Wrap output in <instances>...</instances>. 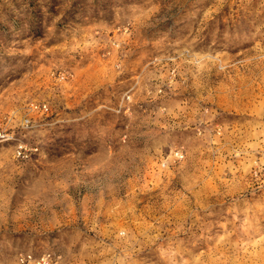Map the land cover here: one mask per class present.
I'll use <instances>...</instances> for the list:
<instances>
[{
    "label": "rangeland",
    "instance_id": "obj_1",
    "mask_svg": "<svg viewBox=\"0 0 264 264\" xmlns=\"http://www.w3.org/2000/svg\"><path fill=\"white\" fill-rule=\"evenodd\" d=\"M263 148L264 0H0V264H264Z\"/></svg>",
    "mask_w": 264,
    "mask_h": 264
},
{
    "label": "built area",
    "instance_id": "obj_2",
    "mask_svg": "<svg viewBox=\"0 0 264 264\" xmlns=\"http://www.w3.org/2000/svg\"><path fill=\"white\" fill-rule=\"evenodd\" d=\"M30 109L32 112H36V111L47 112L48 111L47 105H44V104L32 105ZM177 156H182V153L179 152ZM20 264H57V260L53 253L43 254L39 258H34L28 255V256H23L20 258Z\"/></svg>",
    "mask_w": 264,
    "mask_h": 264
}]
</instances>
